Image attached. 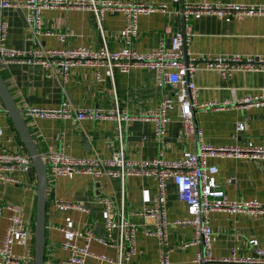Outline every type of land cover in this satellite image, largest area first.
<instances>
[{"label": "crops", "instance_id": "crops-1", "mask_svg": "<svg viewBox=\"0 0 264 264\" xmlns=\"http://www.w3.org/2000/svg\"><path fill=\"white\" fill-rule=\"evenodd\" d=\"M77 1V0H72ZM167 4V10L154 11L139 16L138 30L131 46L138 52H149L159 45L168 46L172 34L183 21L174 11L177 3L170 0H111ZM191 3H236L255 7L264 6V0H187ZM24 10L0 9V20L6 22L4 46L26 49L31 46L46 48L86 46L99 49L106 44L110 50L128 45L120 31L125 25L120 12H106L98 23L95 14L88 8L78 6H49L41 9L38 35H31L24 17ZM193 36L187 45L192 55L228 56L240 55L256 59L264 57V13H255L225 22L213 14H202L186 22ZM64 36L62 41L59 36ZM99 74V77H98ZM0 78L16 108L20 110L23 124L29 137L41 155L47 151H62L73 157L110 158L120 147L129 160L152 159L161 155L165 160L175 161L186 151L200 146H244L248 142L264 147V101L256 106L239 107L235 103L247 95L264 96V75L253 71H235L227 78L214 70L198 69L193 76L196 89L194 100L208 108L193 109L196 131L184 134L178 108L168 112L169 121L165 131L157 137L154 123L141 118L154 110L160 101L168 97L173 87L158 83L153 71L147 68H132L123 73L113 70V76L105 75V67L75 66L69 71L66 82L49 77L43 67L10 61L2 64ZM63 102L78 109H99L104 112L125 113L127 119L116 118L81 120L40 119L26 115V107H59ZM245 123L238 130L239 123ZM0 149L27 154L25 147L0 101ZM28 155V154H27ZM207 165H216V183L228 199L235 201H258L264 203V158L250 159L227 155H211ZM17 182L0 180V243L7 227L8 210L5 206L17 207L23 217L27 234L14 239L12 253L33 257V223L36 211V176L31 168L24 173H14ZM157 191L156 181L144 175H130L123 185L117 178L93 179L86 174L49 176L47 170L45 247L44 261L57 262L68 252L61 248L63 241L83 243L63 229L92 231L105 234L106 210L98 197L113 200L112 215L116 205L123 200L125 214L136 225V254L124 264H158V242L148 234L153 227V218L140 214L152 204ZM167 217L170 225L169 241L174 246L170 264H198L193 261L199 244L193 240L191 226L175 224L189 216L187 205L177 197L172 180L167 181ZM56 199L68 206H55ZM212 229L211 248L215 257L255 259L256 253L249 240L255 239L264 247V212L256 210H212L207 214ZM90 249L95 253L115 256V249L92 241ZM264 260V255L261 256ZM0 264H13L4 261ZM31 264V263H30ZM87 264L101 263L88 259ZM264 264V262L239 263Z\"/></svg>", "mask_w": 264, "mask_h": 264}, {"label": "built area", "instance_id": "built-area-1", "mask_svg": "<svg viewBox=\"0 0 264 264\" xmlns=\"http://www.w3.org/2000/svg\"><path fill=\"white\" fill-rule=\"evenodd\" d=\"M177 3L174 13L183 21L170 39L169 45H159L149 52H138L131 46L137 34L138 19L154 11H166L167 4L122 2L111 0H0V9L15 8L24 10V17L31 35H38L41 9L49 6H78L90 9L100 23L106 12H120L124 15L125 25L120 31L123 41L128 45L117 50H110L106 44L99 49H90L86 46L46 48L31 46L26 49L9 48L4 46L6 36V22L0 20V64L10 61H20L26 64H36L43 67L47 76L60 78L66 82L69 71L75 66L105 67V75L113 76V70L127 73L132 68H147L154 73L158 83H166L173 87L172 93L163 98L159 105L151 111L141 115V118L154 123V134L160 137L166 123L169 121L168 112L178 108L179 117L184 134H193L196 131L193 109L208 108L210 105L198 104L194 100L195 83L194 73L198 69L217 71L221 77L227 78L235 71H253L264 75V57L253 59L240 55L213 56L192 55L188 53L187 45L193 36L191 27L186 24L189 18H199L202 14H213L225 22L233 18H242L255 13H264V6L224 3H191L187 0H170ZM59 38L64 41V36ZM99 77V74H98ZM264 101L262 95H247L235 104L239 107L256 106ZM26 115L40 119H68L81 120L116 118L118 122L127 119L125 113L114 111H101L99 109H78L63 102L59 107L41 108L26 107L22 110ZM245 123L237 125L243 130ZM2 129L0 128V135ZM211 155H227L231 157H245L250 159L264 158V147L248 142L244 146L212 147L203 145L193 151H186L182 157L175 161L165 160L161 155L152 159L129 160L120 147L110 158L100 157H73L62 151H47L40 155L46 163V169L51 175L63 176L70 174H86L93 179L101 177L117 178L123 185L124 179L130 175H144L156 181L157 191L152 204L145 206L140 214L153 218V227L148 234L156 237L158 242V264H170V253L174 246L169 241L168 229L173 223L167 217V181L172 180L177 197L188 207L189 216L175 221V224L188 225L194 230L193 240L183 244H199L200 250L196 252L193 261L198 264H239L264 262V247H259L255 239L249 240L256 253L253 259L221 258L215 257L211 248L212 229L207 222V214L212 210H256L264 212V203L258 201L230 200L225 192L216 183L215 175L218 172L216 165H207L206 158ZM31 169L30 157L16 151L0 149V180L17 182L14 173H24ZM98 202L106 210L104 223L105 234L97 235L92 231H78L63 229L74 237H81L82 244L76 241H63L61 248L68 252L67 256L57 262L48 261L45 264H87L88 259L101 263L124 264L136 254L135 232L136 225L125 214L123 200L116 205L112 215L113 200L109 197H98ZM55 206H68L64 200L56 199ZM8 210L7 227L0 243V256L4 261L13 264H30L33 257L17 256L12 253L11 246L15 238L23 237L27 230L23 226L21 211L12 205L5 206ZM1 214V209H0ZM95 241L102 246L115 249V256L110 257L104 253H95L90 244Z\"/></svg>", "mask_w": 264, "mask_h": 264}, {"label": "water", "instance_id": "water-1", "mask_svg": "<svg viewBox=\"0 0 264 264\" xmlns=\"http://www.w3.org/2000/svg\"><path fill=\"white\" fill-rule=\"evenodd\" d=\"M2 64H0V68ZM0 101L3 104L4 111L9 115L26 153L30 157V166L36 176V211L33 223V260L31 264H45L44 247H45V210H46V189H47V169L46 163L41 160L40 154L34 147L29 134L23 124L20 116V110L13 104L1 78H0Z\"/></svg>", "mask_w": 264, "mask_h": 264}, {"label": "rangeland", "instance_id": "rangeland-1", "mask_svg": "<svg viewBox=\"0 0 264 264\" xmlns=\"http://www.w3.org/2000/svg\"><path fill=\"white\" fill-rule=\"evenodd\" d=\"M48 173H49V176H52L51 173H50V171H48Z\"/></svg>", "mask_w": 264, "mask_h": 264}]
</instances>
